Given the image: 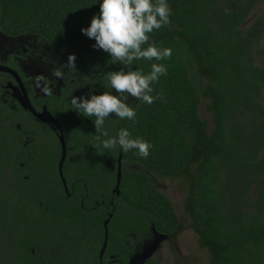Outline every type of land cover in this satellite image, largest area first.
<instances>
[{"label":"trees","instance_id":"16d2710c","mask_svg":"<svg viewBox=\"0 0 264 264\" xmlns=\"http://www.w3.org/2000/svg\"><path fill=\"white\" fill-rule=\"evenodd\" d=\"M168 3L170 23L154 31L151 40L172 48L171 57L141 59L132 66L148 73L152 63H165L167 74L153 84L152 95H161L152 104L138 103L135 121L109 117L104 125L110 135L126 127L133 138L148 140L150 155L104 148L96 138L94 117L73 112L63 121L60 115L70 195L57 172L61 144L46 128L39 133L45 140L39 137L36 145L51 155V181L37 178L30 187L19 179L0 191V264H99L107 211L112 214L107 256L114 253L121 264H129L133 255L131 238L143 244L154 228L175 234L180 226L175 207L147 171L123 168L120 194L114 193L121 154L123 165L138 164L184 180V210L200 248L209 254L208 264H264V14L244 28L264 0ZM99 10V0H0V32L49 41L74 55L81 70L103 76L108 87L105 74L123 65L94 48L95 40L81 32ZM1 102L10 125L0 131V164L6 170L16 166L10 153L22 144L8 112H17L16 101L6 95ZM202 103H207L211 122L200 115ZM110 160L114 168L106 179L102 162ZM96 165L101 167L95 170ZM21 199L43 202L47 209L37 203L41 211L28 217L24 207L30 205L20 210ZM51 217L53 230L38 229Z\"/></svg>","mask_w":264,"mask_h":264},{"label":"flooded vegetation","instance_id":"af4514ba","mask_svg":"<svg viewBox=\"0 0 264 264\" xmlns=\"http://www.w3.org/2000/svg\"><path fill=\"white\" fill-rule=\"evenodd\" d=\"M0 66L6 68V70L0 71V100L1 97L4 98V96L8 95L16 101L17 112H8L11 116H14L15 127L19 131L18 138L22 144V146L19 145L10 153L11 163L13 162L14 164V162H17V164H14L16 165L15 167H10L9 165L6 170H3L1 167L2 164H0V191L6 189V187L9 188L10 185H15L16 180L21 182L20 180L24 179L30 187H32L33 181L37 178L40 183H48L51 181L52 175L51 155L48 152H39L36 143L39 137L41 141L45 140L39 133H44L43 130H46V128H51L55 134H57L58 140L60 130L55 124L44 122L30 111L24 110L12 95L14 88L17 87L19 91L27 93L37 113L41 114L47 110L58 121L63 130L65 140V130L58 117L60 118V115H62L63 121H65L73 112H76L71 103L72 97L87 95L90 89L97 93L111 91V89L104 85L106 83L103 80V76L97 75L95 72L81 70L74 62L70 66L69 56L64 51L55 48L49 41L38 36H10L4 32H0ZM16 91H18V89ZM1 103L2 102H0V104ZM76 116L79 117V114L77 113ZM9 126V123L4 121V119L3 121L0 120V131L2 129L7 131ZM41 154L44 156H40ZM61 158L57 164V172L63 184V179L59 170ZM67 159L68 144L67 158L63 167V176L66 181L67 178L65 177L64 169ZM102 165V171L107 179V176H110L114 168L113 161H103ZM98 167L101 166L96 165L95 170ZM123 168H125V165H123L122 161V172ZM17 203L20 204V210H22L23 205H30L29 207H24V211L28 212V217H32L34 213L41 211L37 209V203H39L38 206L41 209H47L43 202H36V200L32 199L17 200ZM96 203L98 205V202ZM112 204L113 202H110V205ZM19 209L17 208V211ZM106 213L111 218L112 214L109 211ZM37 227L41 231H43L44 228L46 231H51L55 227V224L51 217L47 220L46 227H42L41 224L37 225ZM153 239L154 232L152 237L144 243L147 244ZM144 243L137 245L135 244L134 238L128 241V244L131 245V249L133 250L132 257L139 253V249L144 246ZM132 244H135L134 247ZM102 249L97 259L99 264H121L114 253L107 256V248L104 255L101 257ZM143 249L141 251H143ZM46 251H50L47 245ZM66 252L69 253L70 251L67 250ZM45 257L41 259V261H44ZM152 259L148 260L145 264L152 263Z\"/></svg>","mask_w":264,"mask_h":264},{"label":"clouds","instance_id":"9594fccd","mask_svg":"<svg viewBox=\"0 0 264 264\" xmlns=\"http://www.w3.org/2000/svg\"><path fill=\"white\" fill-rule=\"evenodd\" d=\"M99 9L81 32L95 40L94 48L105 51L123 67L105 74L111 91L97 93L90 89L87 95L73 96L71 103L78 114L94 117L96 138L104 148L136 150L137 155L147 158L152 147L148 140L133 138L126 127L110 135L104 125L109 117L135 121L138 103L152 104L161 95H152L153 84L167 74L168 66L154 62L148 73L138 67L133 70L132 66L141 59L164 61L171 57L172 48L158 46L151 40L154 31L170 23L171 8L168 0H99ZM74 60V55L69 57L70 66ZM130 100L138 103L132 104Z\"/></svg>","mask_w":264,"mask_h":264},{"label":"rangeland","instance_id":"374dc122","mask_svg":"<svg viewBox=\"0 0 264 264\" xmlns=\"http://www.w3.org/2000/svg\"><path fill=\"white\" fill-rule=\"evenodd\" d=\"M262 14H264V3H260L257 6L248 22L244 25V28L250 27ZM130 103L137 104V101L130 100ZM200 115L203 119L211 122L212 115L207 109V103H202ZM5 116H7V113L3 110L2 104H0V120L3 121V117ZM125 168L147 171L154 179L158 189L173 203L180 219L178 231L171 235L168 240L161 243V248L153 257L150 264H208L209 254L200 248L197 235L193 232L189 217L184 210L187 195L184 180L163 177L144 169L138 164L129 163L125 165ZM148 243H151V241ZM147 244L144 243V246L139 250L141 251Z\"/></svg>","mask_w":264,"mask_h":264},{"label":"water","instance_id":"95a60500","mask_svg":"<svg viewBox=\"0 0 264 264\" xmlns=\"http://www.w3.org/2000/svg\"><path fill=\"white\" fill-rule=\"evenodd\" d=\"M2 70H6V68L0 66V71ZM18 89V91H16ZM13 97L17 100V102L23 107L24 110L26 111H30L31 113H33L34 115H36L38 118H40L42 121L47 122V123H51V124H55L60 132H59V141L62 147V158H61V162L59 165V170H60V174L61 177L63 179V184L66 190V193L68 195H70L69 189H68V185H67V181L63 176V167H64V163L65 160L67 158V143L65 140V136L63 133V130L60 126V124L58 123V121L46 110L43 113L39 114L35 111V109L33 108V105L27 95L26 92H21L19 91V88H14V92H13ZM122 161H123V156L122 154L119 157V169H118V181H117V187L114 190V193L116 194H120V184H121V179H122ZM110 219L105 221L104 227L106 230V234H105V238L106 241L104 242L103 245V249L101 251V257L104 255L105 250L107 248V244H108V236H109V231H108V225H109ZM154 232V239L151 241V243H148L143 251L135 254L129 264H145L147 263L148 260L152 259L153 256L159 251V249L161 248V243L168 240L170 238L169 235H165V234H160L155 228L153 229Z\"/></svg>","mask_w":264,"mask_h":264}]
</instances>
